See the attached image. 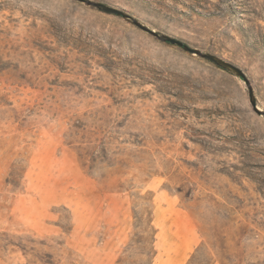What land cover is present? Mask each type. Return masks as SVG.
<instances>
[{
	"label": "rangeland",
	"instance_id": "374dc122",
	"mask_svg": "<svg viewBox=\"0 0 264 264\" xmlns=\"http://www.w3.org/2000/svg\"><path fill=\"white\" fill-rule=\"evenodd\" d=\"M178 221L264 264V0H0V264H173Z\"/></svg>",
	"mask_w": 264,
	"mask_h": 264
},
{
	"label": "crops",
	"instance_id": "0c3cea01",
	"mask_svg": "<svg viewBox=\"0 0 264 264\" xmlns=\"http://www.w3.org/2000/svg\"><path fill=\"white\" fill-rule=\"evenodd\" d=\"M185 225L186 224L178 221V222H176L174 228H172V230H174V229L179 227L180 234H181V237L179 239H174V242L178 243L180 245L181 249L177 254L173 255V258H174L173 264H182L185 261L184 258L181 257V255L183 253L186 254L188 247H189V244L191 247L192 243H193V240L190 237V232L187 230L188 228L186 227V231L184 230ZM158 257H159V253L156 254V259H158Z\"/></svg>",
	"mask_w": 264,
	"mask_h": 264
},
{
	"label": "water",
	"instance_id": "95a60500",
	"mask_svg": "<svg viewBox=\"0 0 264 264\" xmlns=\"http://www.w3.org/2000/svg\"><path fill=\"white\" fill-rule=\"evenodd\" d=\"M174 43H177V42H174ZM209 58H210V60H212V61H214V62H216L218 64H221L216 58H214V57H209Z\"/></svg>",
	"mask_w": 264,
	"mask_h": 264
}]
</instances>
